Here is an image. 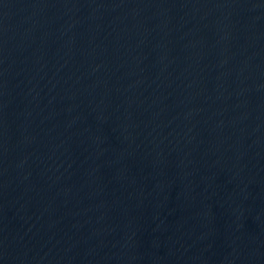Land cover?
Wrapping results in <instances>:
<instances>
[{
    "label": "water",
    "instance_id": "water-1",
    "mask_svg": "<svg viewBox=\"0 0 264 264\" xmlns=\"http://www.w3.org/2000/svg\"><path fill=\"white\" fill-rule=\"evenodd\" d=\"M0 264H264V0H0Z\"/></svg>",
    "mask_w": 264,
    "mask_h": 264
}]
</instances>
